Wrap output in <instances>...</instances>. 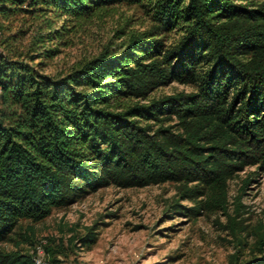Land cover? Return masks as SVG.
<instances>
[{
  "label": "trees",
  "instance_id": "trees-1",
  "mask_svg": "<svg viewBox=\"0 0 264 264\" xmlns=\"http://www.w3.org/2000/svg\"><path fill=\"white\" fill-rule=\"evenodd\" d=\"M122 1L141 0H0V11L30 12L60 40L68 21L74 28ZM151 2L150 28L66 71L0 50V240L21 218H44L101 186L179 181L196 215L226 207L238 171L264 172V0ZM174 28L181 34L167 43ZM173 80L196 88L151 95ZM76 238L91 244L98 229ZM258 248L241 264H264ZM0 264L36 263L0 247Z\"/></svg>",
  "mask_w": 264,
  "mask_h": 264
},
{
  "label": "rangeland",
  "instance_id": "rangeland-1",
  "mask_svg": "<svg viewBox=\"0 0 264 264\" xmlns=\"http://www.w3.org/2000/svg\"><path fill=\"white\" fill-rule=\"evenodd\" d=\"M40 21L30 12L0 11V50L47 73L66 71L102 49H117L130 33L154 23L151 0L118 2L74 28L68 21L70 28L60 40L47 39L50 27ZM60 23L57 19L53 25ZM180 34L174 28L163 36L170 43ZM48 46L59 50L41 55ZM195 88L173 80L151 95ZM254 169L248 165L228 179L226 207L205 208L196 215L187 213L186 206L196 199L181 194L179 181L101 186L70 204L54 206L44 218H21L0 247L33 253L42 243L45 264H241L264 245V172ZM93 224L98 239L81 244L76 236Z\"/></svg>",
  "mask_w": 264,
  "mask_h": 264
},
{
  "label": "built area",
  "instance_id": "built-area-1",
  "mask_svg": "<svg viewBox=\"0 0 264 264\" xmlns=\"http://www.w3.org/2000/svg\"><path fill=\"white\" fill-rule=\"evenodd\" d=\"M45 250L42 243H39L35 246V249L33 251V259L36 264H45L48 261L45 259Z\"/></svg>",
  "mask_w": 264,
  "mask_h": 264
}]
</instances>
